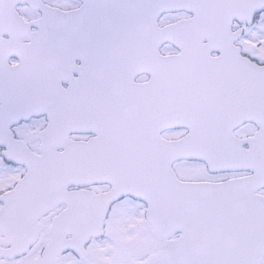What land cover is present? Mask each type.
<instances>
[{
  "label": "snow or ice",
  "instance_id": "6c2138e0",
  "mask_svg": "<svg viewBox=\"0 0 264 264\" xmlns=\"http://www.w3.org/2000/svg\"><path fill=\"white\" fill-rule=\"evenodd\" d=\"M0 264H264V0H0Z\"/></svg>",
  "mask_w": 264,
  "mask_h": 264
}]
</instances>
